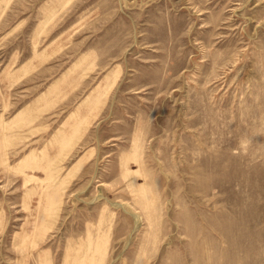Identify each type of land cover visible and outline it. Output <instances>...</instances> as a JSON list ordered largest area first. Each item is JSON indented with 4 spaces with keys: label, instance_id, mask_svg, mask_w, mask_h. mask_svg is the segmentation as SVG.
<instances>
[{
    "label": "rangeland",
    "instance_id": "rangeland-1",
    "mask_svg": "<svg viewBox=\"0 0 264 264\" xmlns=\"http://www.w3.org/2000/svg\"><path fill=\"white\" fill-rule=\"evenodd\" d=\"M0 264H264V0H0Z\"/></svg>",
    "mask_w": 264,
    "mask_h": 264
}]
</instances>
